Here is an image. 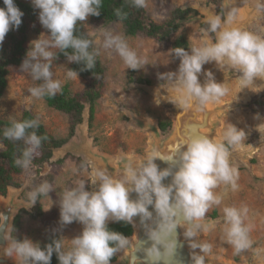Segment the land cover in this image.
I'll list each match as a JSON object with an SVG mask.
<instances>
[{
	"label": "clouds",
	"instance_id": "9594fccd",
	"mask_svg": "<svg viewBox=\"0 0 264 264\" xmlns=\"http://www.w3.org/2000/svg\"><path fill=\"white\" fill-rule=\"evenodd\" d=\"M30 3L38 10L39 23L49 34L48 39L30 42L19 70L28 72L33 81L40 82L28 90L32 97H54L61 92V81L53 79L51 60L55 54L52 49H59L69 63L83 64L82 70H91L97 52L89 51L92 45L89 39L76 35V25L89 16H100L102 0H30ZM3 4L4 7H0V46L10 31L19 29L24 15L15 0H3ZM132 4L143 8L146 0H132ZM257 8L264 10V0H257ZM115 14L120 17L121 11L117 9ZM237 14L236 7L226 9L224 17L209 14L205 42L190 51L174 49L173 56L179 59L177 70L161 73L159 79L173 82L175 106L179 109L203 108L227 94L228 87L224 82L218 83L212 71H203L201 83L200 75L206 64L238 70L242 86L264 76V37L233 27ZM104 47L115 50L128 69H139L141 59L121 35L105 33ZM69 48L72 54L66 52ZM67 76L78 78V72L68 69ZM255 118L259 119V114ZM38 127V118L13 121L3 132L6 139L24 142L22 156L15 161L24 170L30 168L33 158L39 154L42 140L46 139L35 131L28 132ZM246 138L243 128L227 123L223 142H214L208 136H189L171 146L168 156L154 151L139 164H126L125 174L119 179L113 178L107 169H98L94 190H88L87 181L81 179L77 186L64 190L59 196L60 227L46 230L50 233V242L42 247L41 242L28 237H14L10 244L3 246L6 255L15 256L20 264H51L54 254L58 264H110L113 256L128 246L129 240L122 233L110 230L109 223L133 225L134 218L139 217L146 238L137 245V252L144 254V264H160L162 259L167 264L176 256L177 249L183 247L177 234L182 223L187 225L183 230L184 240L193 250L191 264H205V254L210 253L213 246L197 241L199 233L209 228L198 221L205 217L210 206L221 203V198L213 191L215 188L220 184L231 185L233 190L237 188L238 171L231 166L230 149ZM158 159L168 167L161 170L155 163ZM168 178L170 182L165 184ZM52 191V185L45 181L35 185L27 196L34 206L39 197L49 196ZM247 212V207L223 208L224 235L237 254L252 243L250 226L245 224ZM73 222L82 225V231L70 239L71 247L65 249L59 233L63 226ZM5 227H0L3 241ZM196 249L199 253L194 251ZM135 258L136 253L133 261ZM0 264H3L2 259Z\"/></svg>",
	"mask_w": 264,
	"mask_h": 264
},
{
	"label": "rangeland",
	"instance_id": "374dc122",
	"mask_svg": "<svg viewBox=\"0 0 264 264\" xmlns=\"http://www.w3.org/2000/svg\"><path fill=\"white\" fill-rule=\"evenodd\" d=\"M22 1L31 4L30 0ZM241 1L237 17L246 16L248 20L241 30L251 31L264 37V10H258L257 0ZM178 8L182 10L194 8L199 13L196 11L197 14H193L190 18L177 21L178 32L165 42L146 37H126L119 23L100 28L91 23L90 16L83 22L98 49L106 72L102 97L95 107V119L92 126L89 122L87 129L88 139L100 152L112 157H117L119 154L145 158L148 156V134L138 129L136 121L141 120L149 126L157 122L160 124L170 121L168 112L173 108V104L159 106L152 93H165L168 87L174 86L173 82L167 79H159V74L174 72L178 68L179 59L173 56L174 40L180 36L185 37L189 42V51L192 47L201 46L206 39L204 30L208 27L207 23L202 21H206L209 14H218L221 11L222 14L219 15L225 16L223 0H146L144 7L149 18L157 24L169 21L172 13ZM35 11L39 33L29 35L28 48L31 41L38 38L48 39L49 34L39 23L38 10ZM105 33L121 35L125 39L129 48L135 51L142 61L138 70L128 69L115 50L104 47ZM57 50L52 49L54 53ZM51 65L53 79L61 81V89L69 86L72 94H80L85 89L86 82L79 75L78 78L67 76L68 61L55 65L52 59ZM19 69L20 67L17 66L10 68L7 88L0 99V119L9 122L19 121L23 113L29 111L39 119V123L49 134L60 139L67 138L70 135L68 116L48 107L43 98L32 97L28 90L40 82L33 81L28 72ZM218 72L223 75L219 83L224 82L228 92L213 103L219 106H232L223 119L221 137L227 123L235 124L246 132L247 138L231 149L235 150L264 137V76L242 86L238 70L219 65ZM254 101H257V104ZM84 107L87 117L89 106L85 104ZM257 114L259 119L255 118ZM78 126L69 142L74 137L79 138ZM171 128L172 123L169 130L163 134H168ZM3 149L0 143V150ZM39 156L40 152L34 158ZM81 162L87 167L81 168ZM237 171L235 190L231 185L225 184H220L213 190L221 198V203L210 206L203 219L211 218L217 222L208 231L199 234L197 241L207 242L213 246L208 255L218 254L227 261L241 263L249 255L256 253L260 255L258 262L264 263V145L253 155L247 167L237 168ZM122 176V174L118 175L115 179ZM14 179L19 187H9L12 188L10 193L13 195L17 193L12 200L23 203L24 206L15 217L11 240L14 237L17 239L28 237L34 242H41V246L49 240L50 233L46 230L60 227L57 201L61 193L77 186V182L81 179L87 181L88 190H91L89 166L81 158L70 151L65 152L64 149L56 151L53 159L48 163L39 166L32 163L28 170L23 169L20 174H15ZM45 181L52 185L53 191L49 196L39 197L38 202L33 206L27 193L35 185ZM38 206L41 207L44 216L33 218ZM225 206L248 209L245 224L250 226L249 238L252 243L248 249L239 254L227 243L224 235ZM81 231L82 225L76 222L63 226L59 235L62 236L65 249L71 247L70 239Z\"/></svg>",
	"mask_w": 264,
	"mask_h": 264
},
{
	"label": "trees",
	"instance_id": "16d2710c",
	"mask_svg": "<svg viewBox=\"0 0 264 264\" xmlns=\"http://www.w3.org/2000/svg\"><path fill=\"white\" fill-rule=\"evenodd\" d=\"M15 3L24 15L19 29L10 31L6 35L2 46H0V99L7 88V78L10 74V68L13 66L20 67L25 57V53L28 50L27 42L29 35L31 33H39L37 14L32 5L22 0H15ZM0 7H4L3 0H0ZM117 9L121 11L120 17L115 14V10ZM100 12L101 15L98 17L90 16L93 25L102 28L110 24L119 23L122 25L123 33L126 37H146L159 42L169 40L178 32L179 26L177 25V21L186 20L197 13L193 9L182 10L178 8L172 13V18L169 21L157 24L149 18L144 7L137 8L133 6L132 0H102ZM76 35L89 39L92 42L89 51L95 50L97 52L95 64L91 70H82L83 64L69 63L68 69L77 71L78 75L86 82L85 89L80 94H72L69 86H65L54 97L47 95L43 97L48 107L68 116L70 120V135L63 139L56 138L49 134L41 123H39V127L36 129H28V132L35 131L38 136L46 137V139L42 140L39 149L40 156L32 160L34 165L39 166L48 163L53 157V151L63 147L70 140L74 135L76 126L82 123V113L85 104L90 105L91 126L95 119V107L98 100L102 97L106 72L98 49L92 37L87 33L83 22L77 23ZM177 47L185 48L186 50L190 48L188 40L183 36L174 40L172 45L173 51ZM66 52L72 54L73 50L69 48ZM54 54L53 64L58 65L67 62L65 55L59 49ZM254 103L257 104V101H254ZM33 119H36L33 114L25 111L19 121ZM11 124L12 122L0 119V143L4 147L3 150H0V197L6 196L9 187H19L15 182L14 175L20 174L23 170L16 165L15 161L18 157L22 156V152L26 147L24 142L9 140L3 135L4 130L10 127ZM170 126V121L160 123V129L163 133H166ZM81 165H84V163L81 162ZM84 167L87 166L84 165ZM43 216L42 209L38 206L33 218H41ZM109 228L110 230L122 233L127 238L133 234L132 226L123 222L109 224ZM115 261L116 257L114 255L111 262ZM51 264H58L55 254L52 257Z\"/></svg>",
	"mask_w": 264,
	"mask_h": 264
},
{
	"label": "water",
	"instance_id": "95a60500",
	"mask_svg": "<svg viewBox=\"0 0 264 264\" xmlns=\"http://www.w3.org/2000/svg\"><path fill=\"white\" fill-rule=\"evenodd\" d=\"M230 2L235 5L236 8H240L242 1L240 0H223L224 12L226 15V9L230 7ZM194 9V8H192ZM199 13L197 9H194ZM214 13L213 15H215ZM247 17H242L236 19L233 22V27H239L242 29L248 20ZM200 20H203L200 18ZM207 21V20H206ZM202 21V22H206ZM238 22V23H237ZM240 23V24H239ZM207 38V34L205 33ZM214 39V35H213ZM210 64V63H209ZM207 64L202 70V74L200 75L201 83H203V71H208L209 67ZM212 71L215 73L219 70V65H212ZM215 75V74H214ZM216 81L220 82L223 78V75L219 74L215 75ZM174 86H170L166 89L167 92L161 93L156 92L152 93L158 103L159 106L166 105L168 103L173 104V108L169 110L168 117L170 118V122L172 123V128L168 134H163L160 129V124L154 123L153 125H148L146 122L141 120L136 121V126L140 131L146 132L148 134V156L152 155L154 151H158L164 156L170 155V147L178 143L179 141L186 139L189 136L194 135H202L210 137L214 142H223L221 137V130L223 126V119L226 116V113L229 109H232V106H219L214 103H208L203 108L198 106H194L189 108L187 111H183L176 107V100L174 95L176 94L174 91ZM173 97V98H172ZM88 110V115H85V108L82 113V123L78 126L79 138H72L71 141L67 142L63 147L56 149L53 151V157L56 151L60 149H64L65 152H71L73 155L81 158L90 168L91 170V190H94L97 186L98 179L96 177V171L107 169L109 174L115 178L118 175L125 174V165L128 163H132L133 165L139 164L144 161L145 157L138 156H126L124 154H119L117 157H112L105 153L100 152L98 149L93 147L92 142L88 139L87 129L89 127L90 122V105ZM264 145V137L258 138L254 140L247 146L239 147L235 150L230 151V163L234 168L247 167L249 165V161L252 159L253 155L257 152V150ZM51 158V160L53 159ZM155 163L162 170L168 167L167 163L156 160ZM170 182V178L164 181L165 184ZM12 188H8L6 196L0 197V227H5V231L0 233V259L3 260V264H20L18 258L15 256L8 257L6 255V249L3 246H6L7 243H11V232L14 227L15 217L23 208V203H17L13 201V197H15L10 190ZM132 198H135V194H132ZM15 200V199H14ZM153 211V215H155L154 210L152 208L149 209ZM135 224H130L133 228V234L128 238L129 244L122 251L115 254L116 261L110 262V264H144L143 258L144 254L142 252H137V245L141 240L145 239V232L143 227L139 223V217L134 218ZM201 224L209 225L208 230L217 222L215 219H202L198 221ZM113 224V223H109ZM186 224H180V228L177 229L178 239L183 247L177 249V254L175 257L171 258L167 261V264H191V253L192 249H190L188 242L184 240L183 230L186 229ZM208 230L201 231L199 234L204 233ZM197 239V238H196ZM199 253V249L194 250ZM136 253V258L133 261V254ZM260 259V255L256 253H252L247 258H245L241 263L235 261H227L223 259L222 256L216 255H208L205 254V264H264L263 262H258ZM160 264H165V260L162 259Z\"/></svg>",
	"mask_w": 264,
	"mask_h": 264
},
{
	"label": "bare ground",
	"instance_id": "6f19581e",
	"mask_svg": "<svg viewBox=\"0 0 264 264\" xmlns=\"http://www.w3.org/2000/svg\"><path fill=\"white\" fill-rule=\"evenodd\" d=\"M240 0H238V2H239ZM230 7H235V5L233 4V3H231L230 2ZM209 16V15H208ZM241 18V17H240ZM200 19V18H199ZM238 23V22H237ZM240 24V23H239ZM207 65V64H206ZM206 65H204V67L206 66ZM212 65H213V63H210L209 65H208V67H209V70L208 71H212L213 69H212ZM204 67H203V69H204ZM207 67V66H206ZM216 76H218V72H214V71H212ZM219 83V82H218ZM176 96V94L174 95V97ZM173 98V97H172ZM211 103H213V102H211ZM188 110V109H187ZM187 110H185V111H187ZM184 111V110H183ZM184 111V112H185Z\"/></svg>",
	"mask_w": 264,
	"mask_h": 264
},
{
	"label": "flooded vegetation",
	"instance_id": "af4514ba",
	"mask_svg": "<svg viewBox=\"0 0 264 264\" xmlns=\"http://www.w3.org/2000/svg\"><path fill=\"white\" fill-rule=\"evenodd\" d=\"M197 14V13H196ZM218 14H222V11H221V13L219 12ZM222 17H224V15H222Z\"/></svg>",
	"mask_w": 264,
	"mask_h": 264
}]
</instances>
